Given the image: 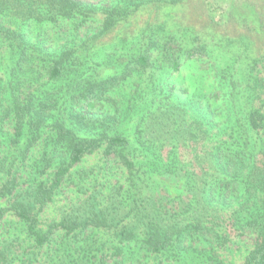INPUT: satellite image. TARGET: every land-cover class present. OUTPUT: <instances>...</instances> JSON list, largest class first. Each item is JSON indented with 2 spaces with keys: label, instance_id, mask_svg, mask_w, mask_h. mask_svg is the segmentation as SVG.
<instances>
[{
  "label": "trees",
  "instance_id": "trees-1",
  "mask_svg": "<svg viewBox=\"0 0 264 264\" xmlns=\"http://www.w3.org/2000/svg\"><path fill=\"white\" fill-rule=\"evenodd\" d=\"M192 1L0 0V264H264V0Z\"/></svg>",
  "mask_w": 264,
  "mask_h": 264
},
{
  "label": "rangeland",
  "instance_id": "rangeland-1",
  "mask_svg": "<svg viewBox=\"0 0 264 264\" xmlns=\"http://www.w3.org/2000/svg\"><path fill=\"white\" fill-rule=\"evenodd\" d=\"M202 1H203V0H202ZM192 5H194V8L192 9V10H194V11H193V16L191 15L192 18H193V20L196 18L195 20H198L199 23H201V22L207 20V19H206L207 12H206L204 6H203V5H200V1H199V0H193V1H192ZM228 7H229V6H226L227 9H228ZM194 16H196V17H194ZM197 17H198V18H197ZM137 18H138V17H136V19H137ZM142 19H143V16H142V17L139 16V20H142Z\"/></svg>",
  "mask_w": 264,
  "mask_h": 264
}]
</instances>
